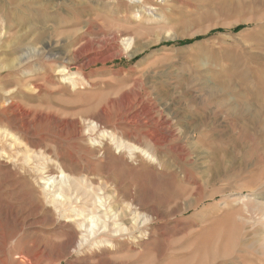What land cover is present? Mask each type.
<instances>
[{
    "label": "rangeland",
    "instance_id": "obj_1",
    "mask_svg": "<svg viewBox=\"0 0 264 264\" xmlns=\"http://www.w3.org/2000/svg\"><path fill=\"white\" fill-rule=\"evenodd\" d=\"M82 1L0 0V264H264V0Z\"/></svg>",
    "mask_w": 264,
    "mask_h": 264
},
{
    "label": "bare ground",
    "instance_id": "obj_2",
    "mask_svg": "<svg viewBox=\"0 0 264 264\" xmlns=\"http://www.w3.org/2000/svg\"><path fill=\"white\" fill-rule=\"evenodd\" d=\"M143 1L146 2V0H143ZM80 5H81V7H80V11L78 12V15L81 18H86L88 20L87 21L88 23H90L91 21L95 20L101 14L113 13V15H114L116 13L120 14V12L125 13V12L128 11V6H129V4L125 0H100L97 3L98 6L96 8H91L88 5V1H86V0H83ZM111 5H114V6H111ZM123 15L125 16V14H123ZM69 19L71 20L72 17L69 16ZM88 28L86 27V29H88ZM86 29H83V31H86ZM83 31L79 32V34L77 36H75L73 39L72 38L70 39L71 40L70 44L73 46V48H71V50H70V52L68 54L70 56V61H71L69 70L71 72L70 74H73V75H74V73L76 72V70L78 68L81 69L83 67H87L93 61L97 60L96 58H99V60L101 59V60L104 61V60H108L109 58L113 57L116 54H119V52L121 51V49H119V46H118L119 43L124 46V48L122 50H126L128 48V46H131L130 44H131L132 38L130 36H128L127 34H124L123 33L124 31H121V30H118L116 32H112V34H111L112 38H111V41H110L109 45L106 46V44H105L106 40H104V46H106V47H103L102 41H100V40L99 41H95L93 43L90 42V41H87L85 43H80L82 38L84 37V36L82 37ZM108 36H110V35H108ZM95 40H97V39H95ZM86 46H90V48H93L94 50H97L98 48H101V47L106 48V49L104 51H102V52L98 51V53L95 54V56L93 58L88 56L85 60H82L80 62L79 59L81 58L82 54L85 52V47ZM137 51L138 50H132L130 55L131 56L135 55L137 53ZM95 52H97V51H95ZM239 104H240V102H237L235 104H232V103H228L227 104L228 105V109L233 112L234 118H237V116H252L256 120H260L261 119L259 114H254V112H252L250 107L245 106L243 108H240ZM263 107H264V105H263ZM241 136L243 138H246L248 141L252 142V146L249 148L250 151L251 150L255 151L257 156H258V160H263L264 159V146L261 145L262 143L260 141H256L255 140L256 139L255 134L249 133L248 131L242 129L241 130ZM256 205H258L259 208L264 212V204L263 203L256 202ZM138 218H137V220H138ZM78 227H81V224ZM77 231H78V229L76 228V233H74V235H73L74 238L78 237L77 236ZM108 231H111V229L108 230ZM110 233L109 234L107 233V234H108V236L111 237L112 235H110Z\"/></svg>",
    "mask_w": 264,
    "mask_h": 264
},
{
    "label": "trees",
    "instance_id": "obj_3",
    "mask_svg": "<svg viewBox=\"0 0 264 264\" xmlns=\"http://www.w3.org/2000/svg\"><path fill=\"white\" fill-rule=\"evenodd\" d=\"M241 28H242V26H236L235 28L232 29V31L235 32V31H238V30L241 29ZM216 31H221V30H216ZM186 42H187V41L180 42V44H181V43H186Z\"/></svg>",
    "mask_w": 264,
    "mask_h": 264
}]
</instances>
